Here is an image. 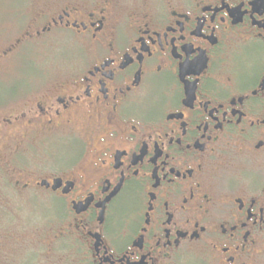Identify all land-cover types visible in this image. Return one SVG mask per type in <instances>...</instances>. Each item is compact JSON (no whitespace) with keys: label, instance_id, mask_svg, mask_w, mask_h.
Returning a JSON list of instances; mask_svg holds the SVG:
<instances>
[{"label":"flooded vegetation","instance_id":"1","mask_svg":"<svg viewBox=\"0 0 264 264\" xmlns=\"http://www.w3.org/2000/svg\"><path fill=\"white\" fill-rule=\"evenodd\" d=\"M94 15L63 11L3 52L22 66V43L62 31L84 48L58 81L23 72L0 109L18 148L49 150L20 189L50 199L31 264H264V0Z\"/></svg>","mask_w":264,"mask_h":264},{"label":"rangeland","instance_id":"2","mask_svg":"<svg viewBox=\"0 0 264 264\" xmlns=\"http://www.w3.org/2000/svg\"><path fill=\"white\" fill-rule=\"evenodd\" d=\"M186 1L0 0V109L14 104L20 97H12V94L15 88L23 87L25 82L19 80L23 72L29 75L35 66L37 70H45L50 81L55 82L65 73L71 72L81 56L80 53H83V43L71 31L52 32L39 40L21 44L25 55L32 60L21 66L22 56L19 53L11 55L7 52V56L3 52L7 51L10 44L23 41L25 31L33 29L32 26L41 30L47 22L56 19L63 11L71 13V17L75 19H83L89 13H95V18H100L103 14L108 22L114 24L139 22L156 18L161 10H172ZM18 139L17 131L6 127L0 120V236L2 228L7 229L8 225L16 232H21L10 233L0 243V264H31L29 258L33 246L29 243L28 236L32 227L39 222L42 224V219L45 218H41L44 207L50 202L43 193L31 189L20 190L27 180L47 175L49 169L46 167V159L49 150L32 146L31 143L18 148ZM51 152L53 154L54 149H50V154ZM20 176H23L22 181H19L20 185L16 188L14 184L17 185ZM12 237H15L14 242ZM11 243L13 249L10 247ZM11 256H15V259H10ZM72 258L74 257L69 255L68 264H72ZM51 261V264H56L54 260Z\"/></svg>","mask_w":264,"mask_h":264}]
</instances>
